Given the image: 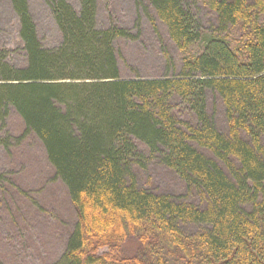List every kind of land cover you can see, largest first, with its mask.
<instances>
[{"label":"trees","instance_id":"obj_1","mask_svg":"<svg viewBox=\"0 0 264 264\" xmlns=\"http://www.w3.org/2000/svg\"><path fill=\"white\" fill-rule=\"evenodd\" d=\"M9 1L22 61L0 46V129L10 113L22 129L0 145L38 141L67 190L77 219L57 264H264V0H204L206 27L193 0H145L181 53L154 78L123 76L115 43L134 35L111 18L98 27L96 0H44L54 48L27 0ZM153 166L180 191L157 188Z\"/></svg>","mask_w":264,"mask_h":264},{"label":"rangeland","instance_id":"obj_2","mask_svg":"<svg viewBox=\"0 0 264 264\" xmlns=\"http://www.w3.org/2000/svg\"><path fill=\"white\" fill-rule=\"evenodd\" d=\"M66 1L79 9L80 0ZM193 1L197 8L195 17L206 27L211 18L209 7L204 0ZM27 4L43 46L56 47L60 33L47 4L44 0H27ZM150 16L154 12L145 0H96L98 27L106 26L111 18L134 35L132 39H119L115 43L125 77L134 73L143 78L165 76L169 74L168 58L172 64L179 65L181 53L169 40L164 25L157 20L153 24ZM18 30V19L10 1L0 0V46L12 50L10 60L14 64L22 61L15 49ZM229 35L235 40L238 32L230 30ZM199 48L198 42L189 52L195 53ZM207 105L209 112L215 107L214 121L218 129H223L219 102L208 95ZM21 129L19 117L10 113L6 126L0 129V137L16 135ZM0 174V264H57L77 215L65 186L54 180L41 144L31 139L20 145L10 144L8 149L0 145ZM149 175L157 188L180 191V183L165 169L153 166ZM138 246L136 238H127L121 245L126 256L134 255Z\"/></svg>","mask_w":264,"mask_h":264}]
</instances>
